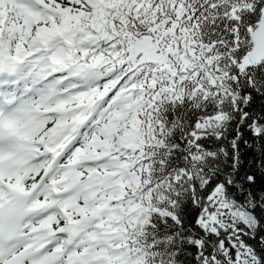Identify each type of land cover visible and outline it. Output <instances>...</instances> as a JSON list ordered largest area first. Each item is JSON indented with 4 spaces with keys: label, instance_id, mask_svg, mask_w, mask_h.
Wrapping results in <instances>:
<instances>
[{
    "label": "snow or ice",
    "instance_id": "snow-or-ice-1",
    "mask_svg": "<svg viewBox=\"0 0 264 264\" xmlns=\"http://www.w3.org/2000/svg\"><path fill=\"white\" fill-rule=\"evenodd\" d=\"M258 98L264 0H0V264H264Z\"/></svg>",
    "mask_w": 264,
    "mask_h": 264
},
{
    "label": "trees",
    "instance_id": "trees-1",
    "mask_svg": "<svg viewBox=\"0 0 264 264\" xmlns=\"http://www.w3.org/2000/svg\"><path fill=\"white\" fill-rule=\"evenodd\" d=\"M261 104H264V101H261L259 98L255 101L254 105V111L259 113ZM251 158V154L245 157L246 160H249Z\"/></svg>",
    "mask_w": 264,
    "mask_h": 264
}]
</instances>
